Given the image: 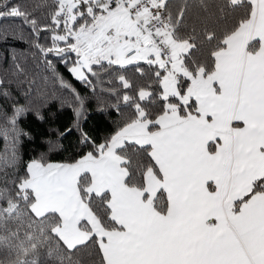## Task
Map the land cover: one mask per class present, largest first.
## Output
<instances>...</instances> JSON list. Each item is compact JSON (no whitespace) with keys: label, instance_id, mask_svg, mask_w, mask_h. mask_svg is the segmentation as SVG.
Wrapping results in <instances>:
<instances>
[{"label":"snow or ice","instance_id":"1","mask_svg":"<svg viewBox=\"0 0 264 264\" xmlns=\"http://www.w3.org/2000/svg\"><path fill=\"white\" fill-rule=\"evenodd\" d=\"M2 20L27 44L11 75L35 83L29 56L52 74L81 146L21 175L27 106H12L0 214L56 221L27 236L28 264H84L72 257L87 249L94 264H264V0H0ZM57 62L111 98L103 138L83 129L86 98Z\"/></svg>","mask_w":264,"mask_h":264},{"label":"trees","instance_id":"2","mask_svg":"<svg viewBox=\"0 0 264 264\" xmlns=\"http://www.w3.org/2000/svg\"><path fill=\"white\" fill-rule=\"evenodd\" d=\"M5 37H7L5 39ZM26 51L27 44L21 42L20 21H0V80L6 81L0 89V136L7 124V118L13 114V105L27 106L26 112L18 120L17 127L24 133L17 144L18 171L23 174L24 165L32 159L45 157L48 161L66 162L81 151L79 132L73 127L74 112L71 94L59 87L52 74L29 56L27 60L28 79L35 83L29 85L24 78L17 80L11 75L12 51ZM57 71L69 81L79 94L86 98L85 118L81 125L92 137L101 139L114 127L119 118L108 110H101L110 101V97L97 89L93 92L87 86L74 79L65 67L57 62ZM129 75L133 73L130 71ZM105 79H108L105 77ZM7 95H4V92ZM42 116L43 119L38 118ZM72 128V131H66ZM4 140L0 139V149ZM4 154L0 152V159ZM15 208V202L9 201V210ZM55 217L49 216L36 221L22 205L15 215L0 214V262L2 264H28L34 258L31 246L26 243L28 235L37 228L53 227ZM44 251V250H42ZM83 259L84 264H94L96 259L92 249L81 250L73 255V261ZM42 264H53L43 261Z\"/></svg>","mask_w":264,"mask_h":264},{"label":"rangeland","instance_id":"3","mask_svg":"<svg viewBox=\"0 0 264 264\" xmlns=\"http://www.w3.org/2000/svg\"><path fill=\"white\" fill-rule=\"evenodd\" d=\"M49 162H61V161H49ZM38 210L43 211L44 209H43V207H38Z\"/></svg>","mask_w":264,"mask_h":264}]
</instances>
